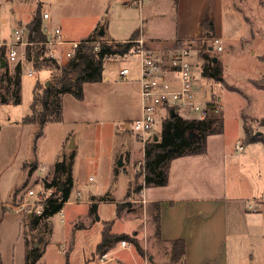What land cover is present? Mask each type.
<instances>
[{"label":"rangeland","instance_id":"rangeland-1","mask_svg":"<svg viewBox=\"0 0 264 264\" xmlns=\"http://www.w3.org/2000/svg\"><path fill=\"white\" fill-rule=\"evenodd\" d=\"M40 1L43 2V8L40 10L49 11L52 15L51 25L55 27L58 26L57 23L60 24L63 34L70 39L85 38L91 34L97 23L101 27H106L109 22V16L105 9L107 0H0V41L5 38L9 39L10 34H13L14 30L20 26L19 18H22L23 27H25V22L30 17L31 8ZM233 1L235 6H232V10L236 19L234 21L226 19L225 22L219 23V32L223 37L211 35L201 43L197 40L178 45V48H193L190 63L193 65L196 76V91L200 93L199 90H203V95L207 96L213 92L220 94L225 115L223 131L230 147L235 146L240 138L244 143L242 139L244 135L243 122L247 123L245 129L249 128L248 124L250 123L252 132L255 133V130L258 129L263 132L264 137V126L255 121V117L264 116V91L255 88V86L264 88V76L260 74L264 68V0ZM3 18H6L7 21L3 22ZM112 25L115 26V23ZM118 27V25L116 28L114 27V32L125 34V29L120 31V27ZM215 38L220 39V43H222L221 51L217 50V46L214 44ZM156 49H165V47L161 44ZM205 54L209 56H205ZM214 58L217 59V63L213 61ZM117 64L108 62L106 71L110 73ZM126 64L134 70L138 69V61L134 57L130 58ZM215 64L222 68V80L205 74V66L206 69H209L207 68L209 65L215 67ZM39 67H42L41 63ZM33 68L29 62L22 63L20 103L16 105L0 103V202L6 203L11 200V188L18 179L16 168L18 162L29 158V152L34 148V128L22 123L23 117L31 114L34 87L38 82V95L42 97L45 92L41 83L51 82L52 79L49 76L45 80L44 73L30 76L28 72ZM201 76L203 79L200 80ZM130 83L131 80L118 82L111 75L107 92L102 101L95 105L86 103V109L85 107L80 109L83 115L94 117L97 114H103L110 120L97 122L90 118V124L76 127L73 137L79 147L77 156L74 155L75 182L70 196L71 202L65 206L62 212H57L50 217L49 221L53 232L39 264H66V253L69 252L70 246V264H107L109 262L138 264L127 250L110 254L105 261L99 259L100 253L97 252V249L104 222L108 220L118 222L119 220L117 205L112 202V196L117 201L125 200L128 211H131L129 214L125 211L117 224L118 228L139 231L141 240H146L144 243L148 248L158 246L156 236H154L155 228L149 216L150 206L144 205L142 201H133L139 200V194L133 191L134 185L138 182L135 183L133 180L135 176L143 173L145 145L137 140L136 134L132 130L124 127L122 119L132 103L129 105L126 99L124 101L120 93L121 89L129 87ZM197 86L200 89H197ZM4 95H6L4 86L0 85V98ZM40 109L41 105L38 104L37 110ZM163 121V119L160 120L161 123ZM44 131L45 134L40 137L41 139H38L37 146L46 155L43 161L45 160L44 162H47L46 165L50 168L49 178H51L54 168L53 164H49V162H52L50 160L55 155L60 131L58 129L47 130V128ZM70 144L71 142L68 146ZM246 144L248 150L253 148L249 147L250 142ZM256 147L264 161L261 144H257ZM117 154L125 155V161L130 167L128 174L121 170L117 174L118 176L116 175L113 165ZM262 168L261 175L259 177L255 175L258 177L260 193L264 192V164ZM262 175L263 179L260 181ZM130 177L133 181L130 191L132 199H127L125 195ZM244 179L240 177L238 181H244ZM31 184L29 182L25 187H29ZM25 187L18 193L16 199L10 202L21 200L25 194ZM89 194H95L99 198L108 200V202L99 203L98 211L93 216H91L92 212L87 211ZM2 208L10 209L7 206H2ZM63 218L64 221H62ZM79 219L84 222H92V226L87 224L89 227L78 229L82 224V221H78ZM6 221L11 222L5 223L1 228L2 239L7 246L11 247L14 264H24L21 246L23 242L18 238L19 222L10 218H6ZM24 225L27 227V221ZM26 227L25 231H27ZM253 232L252 235L245 236L239 249H249L250 246L246 241L248 240L254 245L255 250L259 249L261 263L264 264V221H258ZM230 246L233 248L234 245L231 243Z\"/></svg>","mask_w":264,"mask_h":264},{"label":"crops","instance_id":"crops-1","mask_svg":"<svg viewBox=\"0 0 264 264\" xmlns=\"http://www.w3.org/2000/svg\"><path fill=\"white\" fill-rule=\"evenodd\" d=\"M42 3V1L36 3L37 5L33 3L34 6L31 8L30 17L25 22L26 27L32 21L38 7H41V9L43 8ZM232 6H235L233 0H107L105 7L106 13L109 16L107 26L101 27L100 24L97 23L96 26L93 27L91 34L85 38H67V36L63 34V28L60 24L57 23L58 26L55 27L51 25L50 21L52 22V15L49 11L42 10V15L44 12L49 13V18H42V26H47L51 31L55 28H60L64 38L67 40H83L95 36L96 38H102L110 42H125L136 34L137 36L135 39L139 37L143 38L145 40V45L154 53L169 55L183 42L198 40V42L201 43L202 40L206 39V37L202 35V23L205 19H212L214 21V35L223 37L219 32V25L221 22H225L226 19L228 21H234L236 19L235 14H233L234 11L232 10ZM6 21L7 19L3 18V22ZM22 21V18H19L20 26H23ZM113 23H115V26L112 25ZM117 25L120 27H118L120 31L125 29V34L114 32V27L116 28ZM234 27H236V25H234ZM167 31L170 32L168 33ZM11 37L12 34H10L9 39ZM9 39L5 38L2 41ZM161 44L165 49H156V47ZM115 57L109 58L106 64L108 62H115L118 63L117 66L108 73L105 64L104 78L102 81L84 84L85 97L83 100L77 99L69 93L62 96L63 106L60 121L48 122L44 125L40 124L39 121L30 124L22 122L24 125H30L34 128V148L30 150L29 158L18 162L16 167L18 179L11 188V200H15L18 193L22 191L26 184L37 174V169L32 171V167L28 165V163L36 162L38 167L44 165L48 173L50 172V168L46 165L47 162H44L45 160L43 161L46 155L41 148L37 146L38 139H41L40 137L45 134L44 129L47 128V130L49 129L52 131L58 129L60 131L57 146L55 147L56 153L54 152L55 155H53L50 160L52 162H49V164L52 163L54 167V163L63 157L68 158L70 155L77 156L79 145L73 137L76 127L90 124L91 119L97 122H108L110 120V118L104 117L103 114H97L94 117L87 116L86 114H84L86 115L84 116L81 114L82 112H80V109L83 107L86 109V103L95 105L102 101L107 92V85L111 75H113V78L118 82H127L131 80L130 86L123 87L120 93L124 101L126 99L129 105L132 103L127 114H125L126 116L123 115L124 127L129 129V123L140 115L141 95L139 63L138 69L134 70L126 64L132 57L126 59L122 63L120 59H118V56ZM113 58H115V60H113ZM29 63L34 67L32 62ZM18 65L22 67V63H9L8 72L6 74H2L0 71V85L4 86L6 93L4 97L2 96L0 98V103L15 104L13 96V79L15 78L16 67ZM121 66L130 67V74L128 78L123 81L117 80ZM51 72L52 71L49 69L44 68L41 71H37L36 74L44 73L43 77L47 80ZM260 74L264 76V68H262ZM199 79H203V76ZM9 81H12L11 86H8ZM200 85L202 86L201 83ZM255 88L264 91L262 87L255 86ZM198 89H200V87ZM199 92L202 94L204 93L203 90H199ZM173 114L174 113H172V115ZM263 118L264 116L255 117V121L260 123ZM163 120V123L159 122L155 131V136L152 139H155V137H157V140L160 139L163 124L167 118ZM224 121L225 115L223 112L222 131L207 136L203 152L181 155L170 161L168 182L166 185L146 186L141 190L139 200H133L134 202L142 201L144 205L150 206L152 211L150 210L149 216L154 228V215L157 213L155 206L156 204L159 205L161 238L155 237L158 246L148 248L146 243H144L146 240H141L139 231L118 228L117 224L123 217L125 211L128 214L131 213V211L126 209L121 216H118L119 220L113 225L112 233L135 236L143 249V253L141 254L131 241H127L128 245L126 247H123L120 241H117L108 249V256L122 250H127L138 264H262L259 249L255 250L254 245L248 240L246 241L247 245L250 246L249 249H239V246L244 242L243 239L246 235H252L254 233L253 231L256 229L257 222L264 221V192L260 193V185L257 182L258 177L262 173L264 161L260 157L261 153L258 151L259 149L256 147L257 144H261L263 150H261V152L264 158V137L262 136L260 140L250 142L249 147L253 148L248 150L246 144L248 142L247 132L245 129L247 123L243 122L244 135L242 139L244 143L241 142L240 138L235 143V146L230 147L223 131ZM248 127L249 132L253 133L250 123ZM255 131L257 132H255L256 135L263 133L258 129ZM137 140L139 139L137 138ZM69 142H71V144L68 146ZM139 142L142 144L141 141ZM238 145H243V149H238ZM118 160L122 161L121 165H119ZM74 163L75 159L72 164L73 179ZM113 169L116 175L119 174L121 170H124L128 174L130 167L125 161V155L120 156L117 154ZM240 177L245 178L244 181H238ZM262 179L263 175L260 177V181ZM130 180H132L131 177ZM112 197V202H120ZM10 201L6 203L0 202V232L5 223L11 222L6 221V218L18 220L17 222H19L18 224L20 227L18 238L19 241L23 242L21 246L25 264L26 236H31L28 231V221L31 215L15 214L11 209H3L2 206L15 203L19 200L15 202ZM70 202L71 200L69 198L62 211ZM101 202H108V200H99V197L95 194H89L87 211L90 212L91 205L96 203L97 212L98 205ZM250 203L252 204V208L249 206ZM95 213H92L91 216L95 215ZM64 220L63 218L62 221ZM25 221H27V227L24 225ZM78 221H82L78 229L92 226V222L90 221L84 222L81 219ZM25 227L27 231H25ZM103 229L104 226L101 231V240ZM52 232L53 229L51 227V234ZM32 233L34 234V232ZM154 236H156L155 233ZM177 240L184 241L185 250L183 256L178 261H173L171 242ZM231 243L234 245L233 248L230 246ZM68 245L70 246V244ZM47 246L48 244L45 247L44 254ZM10 249L11 247L9 245L7 246L0 234V264H14V257ZM70 250L71 246L69 247V252ZM97 252L100 253L101 257L102 254L98 249ZM39 261L37 264H39ZM107 264H122V262H109Z\"/></svg>","mask_w":264,"mask_h":264},{"label":"trees","instance_id":"trees-1","mask_svg":"<svg viewBox=\"0 0 264 264\" xmlns=\"http://www.w3.org/2000/svg\"><path fill=\"white\" fill-rule=\"evenodd\" d=\"M39 7L32 19L27 25L30 29V40L38 42L34 46H27V57L29 61L33 62V65L37 71H41L46 68L51 72V82L41 83L44 87V94L42 97L38 95V82L34 87L33 102L31 104V114L27 115L23 119V123H34L39 121L44 125L48 122H58L61 120L62 114V96L64 94H71L77 99H84V84L100 82L104 78L106 61L115 56H123L128 53L132 47L133 40L137 36L136 34L131 37L130 40L125 42H112L110 44L104 43L98 50H95L94 45L85 42L94 40L96 37H88L83 39L75 51L73 57L64 60L59 65L56 60L47 59L42 61L40 55L44 51V47L39 43L46 39V34L42 30V11ZM203 25V37L214 35V21L212 19H205ZM6 46H0V59L6 60ZM205 56H209L205 54ZM212 62V60H211ZM218 61H216L217 63ZM42 67H39V64ZM205 66V74L209 77H215L217 80H222V68L215 64V67ZM54 70V71H53ZM2 74L8 72V63L1 70ZM21 65L16 67V75L13 79L14 89V103H20V85H21ZM40 82V81H39ZM12 85V81H9V85ZM41 105V109L37 110V105ZM169 118V119H168ZM163 124L161 137L159 140L152 139L147 141L144 146V159H143V173L134 177V182H138L134 185L133 191L140 194L141 190L146 186H163L168 182L169 163L173 158L179 157L185 154L201 153L205 149V142L207 136L214 133H220L222 131L223 123L214 125V121H195L184 119L179 116L170 115ZM260 124L264 126V118ZM247 140L253 142L260 140L262 134L256 135V133H250L248 129ZM193 134V135H192ZM74 161V155H70L68 158L63 157L54 163V173L51 180L47 182L48 187L55 186L56 191L49 198L47 205L41 215H32L28 221V231L31 234L30 237L26 236V253L25 264H37L39 259L43 256L45 247L49 242L51 234L50 217L55 213L60 212L66 202H68L71 192L74 186V179L72 175V164ZM32 167V171L38 168L36 162L28 163ZM143 179V181H142ZM132 180L126 192V198H131V189L133 187ZM106 198H99V200H105ZM132 199V198H131ZM117 214L121 216L123 211L127 209L126 201H120L116 203ZM157 213L154 215L155 223V235L157 238H161L160 233V209L156 204ZM97 210V204L93 203L90 207V212L95 213ZM115 220L105 222L102 232V240L98 245V251L101 254L108 253L110 246L117 241H131L135 244L138 251L142 254L143 249L140 246L138 240L133 235L129 234H115L112 233V227ZM34 232V234L32 233ZM36 232V233H35ZM28 235V233H27ZM172 245V260L178 261L184 254L185 244L183 240H177L171 242ZM66 264H69V255L66 254Z\"/></svg>","mask_w":264,"mask_h":264},{"label":"built area","instance_id":"built-area-1","mask_svg":"<svg viewBox=\"0 0 264 264\" xmlns=\"http://www.w3.org/2000/svg\"><path fill=\"white\" fill-rule=\"evenodd\" d=\"M43 18H49V13L44 12ZM42 30L46 34V39L39 43L44 47L40 55L42 61L53 59L61 65L64 60L73 57L76 48L84 42L83 40L65 39L60 28L51 31L43 25ZM85 42L94 45L95 50H98L104 43H112L102 38ZM132 42L129 52L119 56L118 59L122 63L130 57H135L139 63L141 113L129 123V129L136 134V138L143 145L155 136L160 120L170 117L172 113L184 119L214 121V125L222 123L223 102L220 95L213 92L207 96L196 91V76L193 65L190 63L193 48L181 47L169 55H164L154 53L145 45V40L141 37ZM36 44L38 42L30 40V29L26 26L16 28L9 40L0 41V46L4 45L7 48L5 61L8 64L32 62L28 60L26 48ZM214 44L217 50L223 49L220 39L215 38ZM36 72L37 70L33 68L28 74L33 76ZM129 74L130 67L121 66L117 80H126ZM237 148L243 149V145H238ZM36 173L30 181L32 184L25 187L24 197L15 203L6 204L15 214L41 215L49 198L56 191L55 186H47V182L51 179L46 166L38 167ZM249 206L252 208L251 203ZM120 243L123 247L128 245L126 240ZM107 256L108 253L102 254L100 260L105 261Z\"/></svg>","mask_w":264,"mask_h":264},{"label":"water","instance_id":"water-1","mask_svg":"<svg viewBox=\"0 0 264 264\" xmlns=\"http://www.w3.org/2000/svg\"><path fill=\"white\" fill-rule=\"evenodd\" d=\"M213 61H217V59L216 58H214L213 59ZM0 62H1V68H4L5 66H6V61H5V59H0ZM47 85H48V82H47ZM173 115H175V114H173ZM193 135V134H192ZM155 140H157V137H155ZM122 164V161L120 160L119 161V165H121Z\"/></svg>","mask_w":264,"mask_h":264}]
</instances>
